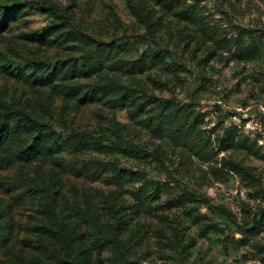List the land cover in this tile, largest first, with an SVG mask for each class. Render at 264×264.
I'll use <instances>...</instances> for the list:
<instances>
[{
    "label": "rangeland",
    "instance_id": "1",
    "mask_svg": "<svg viewBox=\"0 0 264 264\" xmlns=\"http://www.w3.org/2000/svg\"><path fill=\"white\" fill-rule=\"evenodd\" d=\"M0 264H264V0H0Z\"/></svg>",
    "mask_w": 264,
    "mask_h": 264
},
{
    "label": "trees",
    "instance_id": "2",
    "mask_svg": "<svg viewBox=\"0 0 264 264\" xmlns=\"http://www.w3.org/2000/svg\"><path fill=\"white\" fill-rule=\"evenodd\" d=\"M18 117V116H16ZM16 120L21 121L23 123H25L26 126L31 127L32 129H36V130H45V126H43L42 124H38L36 122H33L32 120L28 119V118H22L20 115L18 118H16ZM223 212H225L224 210H222L221 208L219 209Z\"/></svg>",
    "mask_w": 264,
    "mask_h": 264
}]
</instances>
